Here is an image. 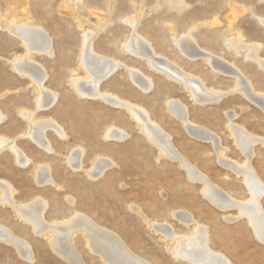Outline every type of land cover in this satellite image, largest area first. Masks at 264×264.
Wrapping results in <instances>:
<instances>
[{"label":"rangeland","instance_id":"374dc122","mask_svg":"<svg viewBox=\"0 0 264 264\" xmlns=\"http://www.w3.org/2000/svg\"><path fill=\"white\" fill-rule=\"evenodd\" d=\"M11 1L0 0L3 20L10 4L16 3L15 10L19 13L25 12L30 5L35 21L53 39V54H37L35 59L46 68L45 85L56 90L59 99L52 107L39 110L37 115L56 119L68 132L67 139H60L53 130L48 131L55 148L53 153H47L30 139L21 137L26 121L20 110L36 108V91L30 78L20 75L10 65L16 54L24 53L20 39L0 27V107L6 115L0 123V134L18 138L19 146L35 161L51 163L53 175L62 185V188L37 185L32 173L33 163L21 167L11 152L5 150L0 153V178L9 180L17 188L16 199L27 201L36 195L45 197L49 201L46 214L49 219H62L75 208L80 209L121 235L139 256L153 264H190L175 259L169 249L171 241L163 239L150 225L151 220H159L172 224L176 231L186 232L190 227L177 220L172 211L187 209L209 227L212 247L225 253L234 264H264V243L256 238L248 219L225 217L237 215V208L223 211L208 201L201 189L203 183L187 179L188 175L178 161L160 155L159 148L149 141L128 111L100 99L81 97L74 91L70 80L79 64L82 36L92 28L88 24L81 26L74 15L59 13L65 0ZM158 1H144V10L140 13L145 15L137 27V33L146 38L158 54L175 61L187 73L198 75L207 86L222 92L231 91L235 85L232 75L214 72L201 57L197 60L184 57L174 45L172 27L179 36L192 33L201 47L241 67L254 81L257 90L264 92V69L248 61L244 52L237 54L229 46L232 37L227 39L226 18L231 2L243 8L238 27L245 33L246 40L260 46L259 53L264 59V26L260 20L264 17V0H188L189 6L180 13L166 4L155 8ZM136 3L139 5L140 0H83L78 10L80 18L93 25H97L100 19L106 21L105 17L110 15L111 20L95 31V49L109 58L139 68L153 79V87L145 92L131 82L125 66H121L101 83V88L145 106L154 120L172 135L173 143L181 153L232 196L246 199L249 191L243 177L219 162L211 141L190 136L182 122L169 112L167 101L178 99L185 103L190 118L217 133L222 147L227 149V156L238 162L244 160V155L230 134L227 112L234 110L238 114L235 122L264 137V110L239 92L228 93L219 102L204 104L194 101L184 85L153 69L145 59L124 52L121 49L123 42L133 32L126 20L135 15ZM216 15L220 16L222 25L211 28L199 25ZM77 72L84 74L83 70ZM111 125L126 129L128 137L124 140L105 138L104 132ZM75 144L85 149V169L91 167L97 154L113 156L116 164L98 179L88 177L84 169L72 170L65 155ZM261 144H255L252 164L264 181V145ZM65 196H73L74 205L69 204ZM261 201L264 206V195ZM0 222L31 244L35 255L34 261L25 260L14 246L0 241V264H70L50 248L46 238L35 235L31 226L16 216L8 205L0 204ZM74 243L87 264H107L89 250L81 233L75 237Z\"/></svg>","mask_w":264,"mask_h":264},{"label":"bare ground","instance_id":"6f19581e","mask_svg":"<svg viewBox=\"0 0 264 264\" xmlns=\"http://www.w3.org/2000/svg\"><path fill=\"white\" fill-rule=\"evenodd\" d=\"M19 1L17 0V2ZM144 1L140 0L139 5L135 4V15L126 20V23L130 25L133 32L123 42L121 49L124 52L145 59L153 69L164 73L169 78L184 85L189 90L194 101L204 104L214 103L221 101L228 93L239 92L243 97L264 110V92L257 90L253 83L254 81L247 76L245 71L241 67L213 53L211 50L201 47L192 33L179 36L171 26L172 33L174 34V45L184 57L190 60H197L201 57L214 72L226 73L234 77L235 85L231 91L222 92L220 89L207 86L203 79L197 77L198 75L193 76V74L187 73L175 61H171L160 53L158 54L151 43L137 33L140 19L145 15V13H140L144 10ZM62 3L58 10L59 13L74 15L75 19L80 21L81 26L84 27L85 24H88L92 28V30L83 31L79 64L72 72L70 80L74 91L81 97L100 99L110 105L112 104L128 111L146 137L150 139L149 141L159 148L160 155L178 161L187 173V179L189 177L191 181L202 182L203 186L201 189L204 196L218 208L223 209V211L233 207L237 208V215H227L225 217L231 220L246 217L256 238L264 243V206L261 201L264 195V181L252 164V158L255 154V144L261 142L264 145V137L251 132L244 125L235 122V117L238 114L234 110L228 111L227 117L230 134L244 155V160L238 162L227 156V151H225L227 149L223 148L224 146L222 147L221 138L217 133L190 118L189 110L185 103H182L178 99L167 101L169 112L173 117L175 116L182 122L185 131L198 140L211 141L213 149L217 152L215 153L219 162L236 172L238 176L241 175L243 177L244 184L249 191V196L246 199L240 200L215 183L197 165L191 162L188 157L181 153L173 143L172 135L160 123L154 120L150 111L145 106L135 103L115 92L106 91L101 88V83L121 66H125L131 82L145 92L151 90L153 87V79L144 74L139 68L128 66L127 63L121 62L118 59L109 58L95 49V31L99 30L100 26H104L105 22L108 23L111 20L110 15L105 17L106 21L103 22L100 19L97 25H93L89 24L85 19L80 18L78 14L83 0H65ZM161 4H166L169 8L175 9L179 13L189 6L188 0H159L155 8ZM11 5L9 9H6V18L3 20L0 17L2 19L0 27L6 28L8 33L11 32L20 39L24 47V53L20 55L16 54L10 61V65L20 75L29 77L36 91V108L33 110H20L22 118L26 121V128L21 137L30 139L47 153H53L55 152V148L48 137V131L53 130L60 139H67L68 132L65 126L56 119L50 117L41 118L42 116L37 115L39 110L52 107L57 99H59V94L56 90L50 89L45 85L48 72L44 65L35 59V55L37 54H53V39L48 31L41 24L37 23V20L35 21L30 10L31 7H29L30 5L22 13L15 10L16 3H13V6ZM71 9L73 12L70 11ZM251 11L254 13L253 9ZM243 12V8L238 7L233 2L230 3V13L226 16L228 26L227 39L232 38L228 44L237 54L241 51L244 52L243 54H245L244 56L248 61L255 62L257 66L264 69V59L259 53L260 46L257 43L246 40L245 33L238 27V20ZM260 20L264 26V17H260ZM220 21V16L216 15L211 20H205L199 25L211 28L221 24L219 23ZM78 70H83L84 74L78 73ZM5 118L6 115L0 107V123ZM104 133L105 138L108 140L112 138L124 140L128 137L126 129L115 125L108 126ZM17 139L0 134V153L5 150L11 152L16 164L21 167H28L33 163L32 173L37 185H55L58 188H62V185L57 183L53 175L51 163L47 161H35L31 155L19 146ZM84 155L85 149L81 145H72L70 151L65 155L66 163L69 167L73 168L72 170L84 169L87 176L91 179H98L107 169L116 164L113 156L97 154L91 162V167L89 166L90 168L85 169L83 166ZM16 192L17 188L9 180L0 178V204L11 207L15 211L16 216L31 226L35 235L46 238L50 248L70 264H87L74 243V239L79 233L84 235L89 250L100 256L107 264H153L142 256H139L124 241L121 235L99 224L88 213L75 208L70 215L62 219H49L46 216L49 201L45 197L36 195L27 201H19L15 197ZM66 197L68 203L74 205L75 198L73 196H65V199ZM172 214L177 220L189 226V230L179 232L174 229L172 224L159 220H151L150 225L155 231L160 233L163 239L171 241L169 249L172 251L175 259L186 260L190 264H234L225 253L212 247L209 227L195 218L190 211L178 209L173 210ZM145 216L147 215L145 214ZM0 241L14 246L23 259L34 261L35 255L31 244L25 241V239L23 240L11 228L1 222Z\"/></svg>","mask_w":264,"mask_h":264}]
</instances>
